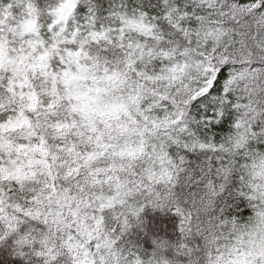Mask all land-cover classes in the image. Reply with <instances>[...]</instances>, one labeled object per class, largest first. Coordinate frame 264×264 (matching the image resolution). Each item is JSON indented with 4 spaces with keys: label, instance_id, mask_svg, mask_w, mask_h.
<instances>
[{
    "label": "snow or ice",
    "instance_id": "1",
    "mask_svg": "<svg viewBox=\"0 0 264 264\" xmlns=\"http://www.w3.org/2000/svg\"><path fill=\"white\" fill-rule=\"evenodd\" d=\"M0 264H264V0H0Z\"/></svg>",
    "mask_w": 264,
    "mask_h": 264
}]
</instances>
